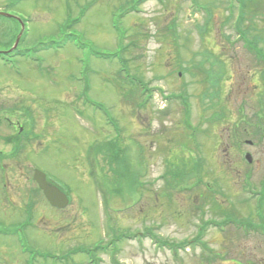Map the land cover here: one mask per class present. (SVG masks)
<instances>
[{
  "label": "rangeland",
  "instance_id": "374dc122",
  "mask_svg": "<svg viewBox=\"0 0 264 264\" xmlns=\"http://www.w3.org/2000/svg\"><path fill=\"white\" fill-rule=\"evenodd\" d=\"M191 1L0 0V12L26 22L19 42L25 56L0 61V148L6 153L0 155V264H85L86 254L72 253L110 245L121 227L142 232V244L123 235L110 253L94 256L97 264H175L163 256L168 250L157 253L147 228L164 240L186 242L176 264H228L210 260L203 240L219 242L210 245L230 257L264 264L263 239L220 235L204 223L224 213L254 218L229 126L243 116L238 138L253 146L240 147L258 160V173L264 171V131L256 126L264 118L255 117L259 96L264 100L262 66L237 40L238 4L195 0L198 11ZM247 12L242 28L262 39L264 50V0ZM19 28L0 16V49L12 46ZM203 58V68L193 65ZM180 67L185 72L178 76ZM250 70L254 74H246ZM158 84L165 92L185 89L189 109L176 101L161 111L160 95L150 98ZM214 88L220 97L210 100ZM214 110L226 111V119L207 120ZM14 125L25 130L11 151ZM33 134L39 138L21 145ZM191 161L207 162L194 190L188 189L196 178ZM185 164L188 180L170 174ZM35 168L69 198L64 209L43 198L31 177ZM211 179H220L222 194L210 191ZM118 208L123 212L107 214L113 221L108 230L104 213ZM198 227L207 231L203 240ZM197 236L202 249L187 244Z\"/></svg>",
  "mask_w": 264,
  "mask_h": 264
},
{
  "label": "flooded vegetation",
  "instance_id": "af4514ba",
  "mask_svg": "<svg viewBox=\"0 0 264 264\" xmlns=\"http://www.w3.org/2000/svg\"><path fill=\"white\" fill-rule=\"evenodd\" d=\"M13 128H16V126L14 125ZM19 132L20 133L22 132L21 126H19ZM12 138H13V135H12ZM260 227L264 228L263 225H260ZM262 239H264V235L263 236H258V240H262ZM203 242H204L205 245L208 246V248L210 250L211 256H209V259L212 260V261L216 260L218 263H223L224 261L229 259L228 264H251V262H250L251 259H248V261H244L241 258L236 257V256L230 257V252L229 251L215 249L214 247H212V245H210V244L219 245L220 243L217 242V241H211L210 243H208L206 240H204ZM238 244L239 245L242 244V247L244 246L243 242H238ZM196 245L200 246L201 244L196 242ZM222 245H224V244L222 243ZM158 257H155V258H158ZM166 258H168L171 263H175V264L178 263V261H179V260H175L171 256H169V257L166 256Z\"/></svg>",
  "mask_w": 264,
  "mask_h": 264
},
{
  "label": "water",
  "instance_id": "95a60500",
  "mask_svg": "<svg viewBox=\"0 0 264 264\" xmlns=\"http://www.w3.org/2000/svg\"><path fill=\"white\" fill-rule=\"evenodd\" d=\"M34 178L38 182L39 186L43 189L45 196L51 204L61 207L66 203V198L64 195L57 188L49 186L45 182L44 176L41 172L36 171Z\"/></svg>",
  "mask_w": 264,
  "mask_h": 264
}]
</instances>
